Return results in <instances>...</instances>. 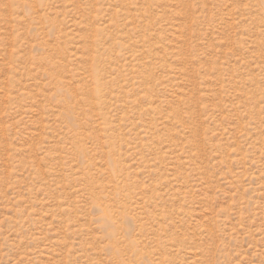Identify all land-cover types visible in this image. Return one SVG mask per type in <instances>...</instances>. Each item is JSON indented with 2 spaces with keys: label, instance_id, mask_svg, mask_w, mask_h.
Wrapping results in <instances>:
<instances>
[{
  "label": "rangeland",
  "instance_id": "1",
  "mask_svg": "<svg viewBox=\"0 0 264 264\" xmlns=\"http://www.w3.org/2000/svg\"><path fill=\"white\" fill-rule=\"evenodd\" d=\"M0 264H264V0H0Z\"/></svg>",
  "mask_w": 264,
  "mask_h": 264
}]
</instances>
